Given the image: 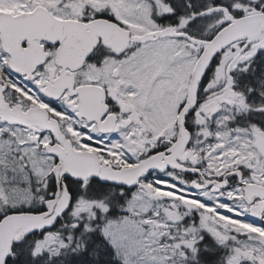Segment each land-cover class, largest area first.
<instances>
[{
    "label": "snow or ice",
    "instance_id": "obj_1",
    "mask_svg": "<svg viewBox=\"0 0 264 264\" xmlns=\"http://www.w3.org/2000/svg\"><path fill=\"white\" fill-rule=\"evenodd\" d=\"M0 264H264V0H0Z\"/></svg>",
    "mask_w": 264,
    "mask_h": 264
}]
</instances>
